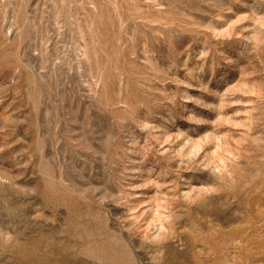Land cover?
Segmentation results:
<instances>
[{"label": "rangeland", "instance_id": "rangeland-1", "mask_svg": "<svg viewBox=\"0 0 264 264\" xmlns=\"http://www.w3.org/2000/svg\"><path fill=\"white\" fill-rule=\"evenodd\" d=\"M0 264H264V0H0Z\"/></svg>", "mask_w": 264, "mask_h": 264}]
</instances>
